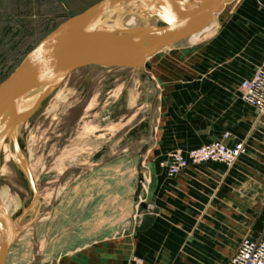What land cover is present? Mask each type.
I'll return each instance as SVG.
<instances>
[{
  "label": "crops",
  "instance_id": "obj_1",
  "mask_svg": "<svg viewBox=\"0 0 264 264\" xmlns=\"http://www.w3.org/2000/svg\"><path fill=\"white\" fill-rule=\"evenodd\" d=\"M263 59L264 0H230L201 31L147 57L135 78L139 105L150 92L148 109L129 126L134 134L121 150L135 184L130 190L127 182L121 221L108 222L126 228L104 231L53 264H129L133 257L229 264L242 237H264V108L237 98L239 82ZM213 141H242L245 151L231 165L188 164L172 177L158 165L172 151ZM144 214L149 220L136 228Z\"/></svg>",
  "mask_w": 264,
  "mask_h": 264
},
{
  "label": "rangeland",
  "instance_id": "obj_2",
  "mask_svg": "<svg viewBox=\"0 0 264 264\" xmlns=\"http://www.w3.org/2000/svg\"><path fill=\"white\" fill-rule=\"evenodd\" d=\"M96 1L0 0V81L58 22ZM136 71L77 68L22 125L18 145L38 201L25 212L34 192L22 166L10 160L0 187L6 185L16 197L10 214L23 216V226L4 264H53L65 251L104 231L126 228L108 222L121 221L127 182L130 190L135 184L122 168L127 149L121 150L134 134L129 126L148 109L149 91L142 106L136 99ZM130 196L131 210H137L138 198L133 191Z\"/></svg>",
  "mask_w": 264,
  "mask_h": 264
},
{
  "label": "water",
  "instance_id": "obj_3",
  "mask_svg": "<svg viewBox=\"0 0 264 264\" xmlns=\"http://www.w3.org/2000/svg\"><path fill=\"white\" fill-rule=\"evenodd\" d=\"M124 1L128 0H97L64 18L45 33L0 81V118L8 116L0 133V162L2 145L14 135L16 125L34 114L44 98L71 71L89 65L139 69L147 57L201 31L230 0H132L148 7L160 23L134 27L92 26L103 11ZM31 96L35 100L30 107L15 111L14 105L20 98ZM14 144L19 163L34 192L27 208L36 201L38 194L16 137ZM18 219L19 215L13 217L0 200V226L3 230L0 264H4L9 247L16 238ZM148 220L144 214L137 219L135 227H142Z\"/></svg>",
  "mask_w": 264,
  "mask_h": 264
},
{
  "label": "built area",
  "instance_id": "obj_4",
  "mask_svg": "<svg viewBox=\"0 0 264 264\" xmlns=\"http://www.w3.org/2000/svg\"><path fill=\"white\" fill-rule=\"evenodd\" d=\"M237 98L257 111L263 110L264 59L249 77L239 82ZM228 135V132H224L222 136L227 137ZM244 151L245 147L242 141H236L231 146H227L220 141H213L184 152L172 151L164 159L159 160L158 165L164 169L166 176L172 177L188 164L210 161L227 166L231 165ZM129 264L145 263L141 258L133 257ZM229 264H264V237L256 239L242 237L229 258Z\"/></svg>",
  "mask_w": 264,
  "mask_h": 264
},
{
  "label": "bare ground",
  "instance_id": "obj_5",
  "mask_svg": "<svg viewBox=\"0 0 264 264\" xmlns=\"http://www.w3.org/2000/svg\"><path fill=\"white\" fill-rule=\"evenodd\" d=\"M158 20H159L158 17L152 14L151 10L145 5L136 1L128 0L124 2H117L116 4L112 5L111 7L103 11L93 22L92 26L93 27H104V26L134 27L141 25H157ZM32 97L33 96L20 98L14 105L15 111L21 112L26 110L28 107H30V105L27 103V100H29V98ZM7 119H8L7 115L4 116V118L3 117L0 118V133L5 128L7 124L6 122ZM26 121L27 119L25 121L18 123L15 127L14 135H11L9 139H6L2 145L0 175H6L7 163L10 160H16L17 163H19V159L17 157L15 144H14V137H16L18 142L19 130L22 127V125L26 123ZM5 186L0 187V200L5 206V208L8 210V212L10 213L11 208H13V206H17L15 202L16 197L13 195V193L9 191L8 187ZM37 201H38V197L33 204L29 205L26 208L25 212H28L30 209H32L36 205ZM22 218L23 216L18 220V232L20 227L23 226V225L21 226L20 224V222L21 223L23 222ZM1 233H3V230L0 226V235Z\"/></svg>",
  "mask_w": 264,
  "mask_h": 264
}]
</instances>
